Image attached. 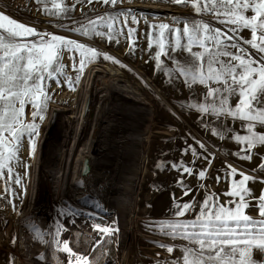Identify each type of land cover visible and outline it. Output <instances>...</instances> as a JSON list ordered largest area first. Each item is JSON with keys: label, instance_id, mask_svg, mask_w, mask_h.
<instances>
[{"label": "snow or ice", "instance_id": "1", "mask_svg": "<svg viewBox=\"0 0 264 264\" xmlns=\"http://www.w3.org/2000/svg\"><path fill=\"white\" fill-rule=\"evenodd\" d=\"M83 2L84 0H75L69 6L65 0H36L38 5H42L44 15L61 21L56 25L58 28L84 37L106 39L117 45L124 39L128 42L129 54L137 51L141 38L137 36L140 30L137 10L117 7L123 0H99L110 10L103 14L97 13L94 18H72L70 14L76 5ZM170 2L178 6L190 5L195 17L211 16L212 20L182 19L173 15L176 27L163 22L149 24L148 48L142 51L151 52L156 48L153 56L154 72L164 73L170 82L182 79L188 88L195 84L205 86L207 90L202 102L189 105L200 113L198 119L202 121V127L219 140L233 139L240 146L233 153L239 159L251 162L253 156L257 155L260 163L252 171L264 173V156L254 152L255 149L264 147V131L256 130L257 126L264 128V0ZM215 23L222 27L214 26ZM181 24L183 27L179 26ZM245 30L250 32V37L241 35ZM194 48L199 50L194 51ZM169 49L172 53L182 50L190 59L182 64L174 55L169 54ZM65 53H68L72 69L77 73L75 80L65 74ZM98 56L121 64L119 59L98 52L95 47L64 35L40 31L0 11V181L5 184L6 194L0 199L14 196L12 185H22L27 176L30 165L22 159L20 152L27 139L29 159L34 154L39 135L36 121L38 117L43 119L42 114L51 98L48 92L51 82L55 81L61 86L60 79L63 77L66 86L78 83L86 64ZM162 56L165 59H161ZM165 60H171L173 66L168 67ZM234 98L235 104L232 103ZM26 107L32 109L30 123L24 122ZM226 120L240 121V131L230 135L234 131V125L230 127ZM213 123L218 126L214 127ZM241 132L246 134H240ZM192 139L193 144L186 143L181 149V157L191 153L192 166H188L183 159L170 162L169 165H160L170 166L180 173L176 183L183 189V196L177 198L173 193L172 215L176 219L153 221L148 227L154 226L161 234L179 237L188 242L181 249L182 256L172 264H264V188L256 196L248 186L249 182L264 184V178L226 165L225 170L217 174L216 180L218 183L221 180L227 181L229 189L222 194L206 191L203 199L197 202L192 195L194 189L184 182L183 177L185 174H195L198 181L206 180L211 159L210 154H206L205 144L194 137ZM197 160L205 161L207 166L196 169L194 173ZM19 167L24 168V175L16 170ZM5 175L7 180L4 179ZM236 176L240 179L236 180ZM199 187L203 189L205 186L201 183ZM221 195L230 199L221 203ZM187 196H192V199L184 200ZM253 206L257 210V217L248 214ZM64 207L66 206H60L57 218L50 221L55 225L53 232L42 233L37 238L47 243L44 235H51L57 245H62L61 250L68 255L69 264H89L86 256L73 253L68 242L59 239L61 233L67 230L60 220L65 216L84 214L75 209L65 212ZM193 212L196 213L195 216L179 219ZM88 216L90 219L97 218L92 212ZM113 225L114 222H103V226L98 223L94 228L104 236H111L118 231ZM161 247H166L169 253L175 250L174 246ZM254 251L260 254L261 260L254 259ZM39 259L44 260L43 254Z\"/></svg>", "mask_w": 264, "mask_h": 264}, {"label": "rangeland", "instance_id": "2", "mask_svg": "<svg viewBox=\"0 0 264 264\" xmlns=\"http://www.w3.org/2000/svg\"><path fill=\"white\" fill-rule=\"evenodd\" d=\"M66 4L71 6L75 0H65ZM48 7H51L48 4ZM117 7L135 9L136 16L139 21V29L137 36H140V40L143 39L144 35L148 32V24H154L158 21L163 23H168L170 26L176 27L173 24V15L179 16L182 19H205L212 20L211 16H201L195 17L194 10L190 5L188 6H178L170 2V0H123L121 5ZM42 5H38L36 0H0V11L9 15L11 18L16 19L18 22H23L26 25L36 27L40 31H48L54 34L64 35L66 37L76 39L79 42H84L91 47H95L98 52H102L106 55H112L113 57L119 59L121 64L116 65L112 61H108L103 58V56H98L97 58L88 62L83 70V73L80 74V79L85 76V79L88 77V82L85 83L83 89V100L77 99L76 95L78 93V88L76 87H65V81L63 77L60 79V85L58 86L55 81L51 82L48 92L50 93V99L46 104V111L42 114L43 119L37 118L36 123L39 125V135L36 138L35 150L31 159H29V144L28 140L25 139L23 143V148L21 149L20 155L24 161H26L30 167L28 168L27 176L24 178L22 185H12L15 195L0 199V248L3 246V242H11L14 240L11 248L13 250L15 258L4 259L1 264H64V261L59 262L58 259L61 254L62 245H57L53 241L51 235H44L47 243L41 242L37 237L42 233H52L54 227L47 231L44 225L46 224L45 217L53 216L57 218V210L60 206H66L63 210L69 209V197L73 195V189L78 187L85 188L84 186H79V180L84 176L97 177L94 175V167L99 163L98 160L103 159V157H109L116 162L117 156H114L110 151L106 150V146L112 147L114 150L122 152V148H118L116 144H113V140L109 134L110 126L113 125H126L128 121L118 120L115 116V113H122V110H126L128 116H130V109L132 108L131 104L128 102L120 103L122 109L115 111V109L104 111V118L100 120V111L94 110L89 113L86 104L88 103L89 98L93 99L98 93L101 92V95L97 97L98 107L103 104L106 92L104 90L105 86H111L118 91L121 89L125 99L131 100L132 102L139 101V104L135 105L143 116L147 119L144 122V126L140 131L141 136L138 137L140 142L135 151L134 155L137 157V165L126 167L124 170L116 172L117 166H110V164H101V167H107L101 169L104 172L105 180L101 181L97 187L92 192H86L81 197V202L85 203V206H95L100 204L99 195L106 192L104 186H115L119 188L120 193L112 200L115 205H108L110 207L109 219H113L118 223L120 222L119 235L123 233V228L128 224L127 218L124 217L122 212H117L118 208H127L135 207V209H150V205L143 206V204L138 205L137 203L143 199L142 195H138L140 192V185L143 181L144 175L151 173L153 174V169L158 171L159 164H150L157 162L159 158V149L158 142L159 138H155L157 143H154L153 146L149 143L150 136L153 134L150 130L153 127V118L155 106L152 104L151 99L148 100L142 93L141 89L151 91L154 96L161 95V89L158 87L156 82L151 80V77L156 76L160 77L159 72H154V70L148 69L145 76L140 78L139 72L142 71V67H139L138 64L142 62V57L138 53V49L134 54L128 53V42L124 39H121L119 45L115 42L109 43L106 39H101L99 37L88 36L84 37L78 33H70L62 28H58L56 25L61 21L52 16L44 15L42 12ZM107 5H102L99 0H84L83 3L77 4L75 10L70 14L72 18L77 20H83L85 17L94 18L97 13L103 14L109 11ZM251 15V12L248 13ZM65 23L69 21H64ZM161 23V22H159ZM183 27V24L179 25ZM214 26L222 27L218 23H215ZM143 33V35H141ZM241 35L246 38L250 37V32L245 30ZM139 40V42H140ZM194 51L199 50L194 48ZM251 51V49H250ZM148 53L145 54L147 56ZM65 74L70 76L75 80L77 73L72 69V60L69 58L68 53H65ZM190 59L188 54L185 52V62ZM93 63L94 66H93ZM154 60H151V64L147 67H153ZM126 65V67H125ZM118 67L121 68L122 72H125L126 78L125 82L118 83L117 80L107 81V79H102V77H97L98 85L92 90L91 81L93 76L98 70L104 71L109 67ZM93 72L90 70L93 69ZM135 68V69H134ZM134 70V71H133ZM143 70L142 72H144ZM74 72V74H72ZM89 76L91 80H89ZM79 79V80H80ZM105 81V83H104ZM147 82V83H145ZM108 84V85H107ZM111 84V85H110ZM200 86L202 89H206L205 86L195 84ZM193 85L191 89H195L196 86ZM140 94H139V93ZM205 93V92H204ZM203 93V94H204ZM202 96L191 95L187 100H185V146L187 144H193V137L196 140L205 144L207 149L206 154H210L211 167L208 169L207 179L203 181H198L196 175L191 176L185 174V183L194 189L193 194L196 197L197 202L203 199L205 192H219L218 188L222 187L229 189V183L225 180H221L219 183L216 180V176L222 170H225L226 165H232L237 168L238 171L245 172L249 175H254L257 177L264 178V173L253 172L252 169L255 168L259 163V157L257 155L253 156L251 162L246 160H241L235 155L234 152L238 151L240 146L235 143L231 138H226L225 140H219L217 137L210 135L203 127L202 121L198 119L199 115L192 113L197 112L195 109L191 108L189 105L195 102H202ZM82 112H78L80 105H83ZM163 101V100H162ZM235 104V98L232 101ZM163 104H167L163 101ZM125 107V109H123ZM31 111L30 107L25 108L24 112V122H31ZM103 111V110H102ZM101 111V112H102ZM176 114V109L172 110ZM192 112V113H191ZM103 114V112H102ZM211 119V118H209ZM182 125V119L180 121ZM226 123L231 127L234 125V131L230 135H235L236 132H239L240 121L232 122L226 120ZM213 126H218L217 123H213ZM161 129H155V132H165L170 133L168 127L161 126ZM175 132V128L172 129ZM257 131H264V128L257 126ZM172 132V133H173ZM61 133V137H58V134ZM240 134H246L241 132ZM7 136L8 134L5 133ZM122 135V134H121ZM120 140V134L117 135ZM121 146V145H120ZM199 152L200 149H197ZM66 152L64 156L62 153ZM254 152L259 153V155L264 156V147H259L254 150ZM103 153V155L101 154ZM86 157H90V167L84 171L83 165L86 163ZM147 157V160H146ZM83 158V159H81ZM101 159V160H102ZM193 157L191 153L185 155V163L188 166H192L191 161ZM94 163V164H93ZM95 165V166H94ZM116 165V164H115ZM139 166V167H138ZM141 166V167H140ZM206 162L203 160H197L194 166V173L196 169L201 167H206ZM92 167V169H91ZM139 169V170H138ZM21 175H24V168L19 167L16 169ZM88 170V171H87ZM87 171V173H86ZM174 174L178 172L171 169L169 171ZM119 172V175L117 174ZM54 174L55 179L51 178V184L49 183L48 176ZM88 174V175H87ZM180 173L177 174L179 177ZM119 177V179H117ZM5 180H7V175H5ZM236 180H239L240 177L236 176ZM43 182L44 188L42 189L41 183ZM203 183L204 188L201 189L199 185ZM61 184L64 185L66 191L60 192ZM258 185L260 190L264 188V184L261 183H251L249 182L248 186ZM5 184L3 181H0V197H5L4 192ZM254 191V195L258 196L260 192ZM149 193V189L145 190V195ZM162 192H159L161 194ZM222 194V193H221ZM192 196L185 197V200H191ZM226 199H230L226 197ZM173 200V199H172ZM80 200L76 201L74 205L77 209H80L79 206ZM174 204V202H172ZM101 205V204H100ZM174 207V206H173ZM72 209V207H71ZM198 211V209H197ZM106 215V213H104ZM195 212L191 213L185 219H189L195 216ZM248 214L253 217H257L258 213L255 207L253 206L248 210ZM56 215V216H55ZM99 216L98 214H95ZM112 215V216H111ZM142 218H153L154 216H144ZM118 217V218H116ZM72 220V223L68 221ZM155 222H163L160 220H154ZM104 222L102 219H90L89 216H81L80 219L76 217L69 218L65 216L60 223L64 228L70 230V228H76L79 226L83 227L87 231L84 233L89 237L88 245H84L86 249H83L84 252L76 251L78 246L74 249L75 252L86 256L87 258L94 259V252L96 251L97 242L98 245L101 243L99 239L102 237V234L98 233L95 229H90L89 223L94 225ZM153 222V221H152ZM146 224L150 222H145L141 227L140 244L138 246L139 250L135 253V247L132 248L130 255L129 264H156L157 262L166 261L167 264H172V262L179 258L178 252L173 251L169 253L166 247H161V245H168V243L173 244L174 246H179V240H182L179 237H171L164 234H161L160 231L156 230L153 226L152 228L148 227ZM30 225L31 227H27ZM103 226V223H102ZM127 230V229H124ZM24 233H23V232ZM75 235L78 232H74ZM83 234V233H79ZM78 234V235H79ZM99 234V235H98ZM35 239L38 240L39 244L35 243ZM61 241L73 242L74 239L70 238H59ZM51 240V250L45 252V247L49 244ZM102 240V239H100ZM158 242V243H156ZM33 243V244H31ZM102 243H105L104 246L99 250V253L103 257L112 256L115 258L118 254L120 258H123L125 252L127 251V243H124V240L121 239V245L118 251L117 248V234L114 233L111 236H105V239ZM188 242L185 241L184 247L187 246ZM93 246V247H92ZM24 248H26L24 250ZM137 248V249H138ZM183 248V247H182ZM98 250V249H97ZM89 251L90 256H87ZM93 251V252H91ZM43 254L44 260L42 261L39 257ZM55 259L58 261L55 263ZM254 259L261 260L259 253L254 251ZM89 264H104L102 260H92ZM112 264V263H111Z\"/></svg>", "mask_w": 264, "mask_h": 264}, {"label": "bare ground", "instance_id": "3", "mask_svg": "<svg viewBox=\"0 0 264 264\" xmlns=\"http://www.w3.org/2000/svg\"><path fill=\"white\" fill-rule=\"evenodd\" d=\"M159 22H162V21H158L157 23ZM147 48H148V40H147V33H146L143 39H141L140 42L138 43V53L142 57V62H140L138 66L142 67V71L145 70L144 72L142 71L139 72L140 78L145 76L148 69L154 70V66H155V63H154V65H152L153 67L147 68L151 64V60H154L153 56L156 51V48L154 47L151 52L142 51V49H147ZM168 51L170 55H174L175 58L179 60L182 64L185 63V52L184 51L178 50L176 53H172L171 49H169ZM146 53H148L147 56H145ZM65 59L66 57L64 56V59H63L64 64H65V61H64ZM161 59H165V58L162 56ZM165 63L168 67L173 66L171 60H165ZM94 64L95 63H93V66ZM116 65H119V64L116 63ZM94 69L95 67H93V69L91 68L90 70L93 72ZM159 73H160V77L153 76L151 77V80L153 82H156L158 87L161 89L162 93L160 96L159 95L154 96L151 91H147L145 89L140 90L142 95H144L148 100L151 99L152 104L155 106L154 118H153L154 128L150 130V132L153 134L150 136L149 143L151 144V146H153L154 143H157L155 138H159V142H158L159 158L157 162H153L150 164H159L158 165L159 169L158 171L153 169V172H154L153 174L148 173L144 175L143 181L140 185V192L138 194V195H142L143 199L137 203V206L138 205L141 206V204H143L145 208L148 205H150L152 208L141 209V207H139V210H138V209H135V207L133 208L130 207V205L128 206V209L125 207L118 208L117 212H122L124 214V217L127 218V222H128L126 227L123 228V233H121V235H119V229L121 227L120 222L118 221L117 223L113 219H109L110 213L112 211L109 210L110 207L108 206L111 203L112 205H115L114 201L112 200L120 193L121 190L119 188L115 186H104V188L106 189V192L102 193L101 191V196L99 195L98 197L100 199H104V200H100V204H101L100 207H96V205L95 206H90V205L85 206L84 205L85 203L81 202V197H84L85 195L83 194L86 192H92L95 189V187L99 185L101 181H104L106 179L104 176V172H102L101 169L107 168V167H101V164H110V166H117L118 168L116 169V172L117 170L122 172L124 168L126 167L128 168V167L137 165L138 160L133 152L135 151L136 146L140 143L138 142L139 141L138 137L141 136L140 131L142 130L144 126V122L147 119L143 116L140 110L137 107H135V105L139 104V101L132 102L131 100L125 99L126 97L123 95L121 89H118L117 91L115 90V88L109 86L108 84H107L108 86L104 87V90L106 92V97H105L103 104L100 106V108L98 107V103H97V97L101 95L100 91L96 92L98 94L93 99L89 98L88 103L86 104L87 106L86 110H89V113L93 112L96 109L103 110V111L101 110L103 114L100 111L101 113L100 118H99L100 120H102L105 116L104 111H106L107 113L108 110L112 108V110L115 109L114 111L115 113L119 109H122L120 106V103L128 102L132 106V108L129 111L130 116H128L126 110H122L123 111L122 113H115V116L118 120L128 121L126 125L122 126V125L117 124V125L110 126L111 128H108L109 134L113 140V144H116L118 148L120 147L123 150L122 152H119L117 150H114L112 147L110 148L109 146L104 147L106 148V150L110 151L111 154H113L114 156H117L116 162H113V160L109 157H103V159L101 157L102 160L101 159L98 160L99 161V163H97L98 165L97 166L94 165L95 167H94L93 173L97 177L95 176L89 177L88 174H87L88 176L86 177L83 176L81 180H79V186L85 185V188L76 186V188L72 190L73 191L72 200H71V197H69V200L67 201L69 202L70 208L64 210L65 212H72L75 209V210H78L84 213L83 215L68 216L69 218L76 217L80 219L81 216L87 217L88 213L92 212L93 214L95 213L99 215L95 219L101 220L102 218L104 222H107V223L114 222L113 226L118 228V231L115 232L117 234L118 251L121 245V239L124 240V243H127V251L125 252V255L123 258H120L119 254L115 258H112L111 255L107 257H103L99 253V250L105 244V243H102L103 240L105 239V236L102 235V237L100 238L102 240L99 239V242L100 241L102 242L99 245L97 242L96 251L92 255L94 256V259L87 258L89 263H96L94 261L92 262V260H96V261L102 260L104 264H111V263L112 264H129L131 260L130 255L132 252V248L135 247V253L137 250H139L138 248L140 244L139 234L141 232V227L143 226L145 222H152L154 220L171 221V220L176 219V217L172 215L174 211V207H173L174 204L172 203L173 202L172 199H173V193H175V196L177 198L183 196V189L180 187V185L176 183V181L180 178V175L179 177L177 176L179 172L177 174H174L173 171L169 173V171L171 170L170 166L160 167V165L162 164L169 165L170 162L180 161L181 159H183V161L185 162V156L181 157V149L185 147V128L183 127V125H185V100H187L192 94L198 95L201 97L202 94L206 92L207 89H202L200 86L198 87L196 85H195L196 86L195 89H191L185 85L182 79H175L170 82L169 79L165 78L164 73L162 72H159ZM72 74H74V72ZM98 76L102 77L103 80L107 79V81L109 82H111V80H114V81L117 80L118 83L125 82L124 80L126 78L125 72H122L121 68H118L115 66L109 67L108 69L104 71L98 70L96 74L93 76L92 81H91L92 90L99 84L97 80ZM91 77L92 76H89V80H91ZM86 82H88V77L85 79V76L82 77L78 81V84H77L78 93L76 95V98L78 100L79 99L83 100L82 91L84 89V85ZM65 87H69V88L76 87V83L73 84L72 86L65 85ZM162 100L167 104V106L163 104ZM84 104H85V101L83 102V105L79 106L78 112L79 111L82 112ZM123 109H125V107H123ZM173 109L174 110L176 109V114L173 113L172 111ZM192 114L200 115V113L198 112H195ZM181 119H182V125L180 123ZM161 126L168 127V130L170 131V133L155 132V129H161L160 128ZM173 128H175V132H173L172 130ZM118 134H120V137H121L120 140L117 136ZM58 137H61V133L58 134ZM65 154L66 152L62 153V156H64ZM101 154L103 155V153ZM86 158L88 159H86L85 165L81 162V164L83 165L82 168H84V171L87 169V167L89 169L90 164H91L89 161L91 160L90 157H86ZM146 160H147V157H146ZM117 174L119 175V172ZM50 176L51 177L48 176L47 178L49 179V183L51 184L50 179L51 178L55 179V175L52 174ZM117 179H119V177H117ZM183 179L185 182V175ZM40 186H42V189L44 188L43 182L41 183ZM249 187H251L255 191L260 192L261 187L258 185H255V186L249 185ZM59 188H60V192H63V190L66 191L63 184H61ZM147 189H149V193L145 195V190ZM218 190L219 192L224 193L228 189L219 187ZM159 192H162V193L159 194ZM77 200H80V203L78 206L80 209H77V207L74 206ZM184 200H185V197H184ZM225 200H227L226 196L221 195L220 202L224 203ZM104 213H106V215ZM141 215L154 216V217L146 219V218H142ZM53 219H54L53 216L47 215L45 217L47 225H44L45 226L44 229L46 230L48 229L47 231H49L53 228V226H55L50 223V221H52ZM179 219H185V217H180ZM100 223L102 224L103 222H100ZM88 225L90 226V229H95L92 226V224L89 223ZM146 225L148 226V224ZM27 227H31V226L27 225ZM124 229H127V230H124ZM73 231L78 232V234L79 233H83V234H79V235L77 234L74 237ZM86 231L87 230L84 229L83 227L80 228L79 226H77L76 228H70V230L68 231H63L59 238H65V237L70 238L71 237L72 239H74L73 242H69L68 244L72 252L78 255L80 253L74 251L76 244L78 246V249L76 251H80L84 253L86 252L83 250V249H86L84 245H88L89 243V238H88L89 236L84 234ZM45 239L46 238H44V240ZM13 243H14L13 239L11 242H5V241L3 242V246L0 248V264L7 257L10 259L15 258L13 250L11 248V245H13ZM35 243L39 244L37 239H35ZM184 243H185V240L183 239L179 240V246L176 247L173 244L167 242L168 246H174V249H175L174 251L179 253L178 254L179 257L182 256L181 249L182 247H184ZM50 244H51V240L49 241V244L45 247L44 249L45 252H49L51 250ZM25 249L26 248H24V250ZM87 256H90L89 251L87 252ZM59 258H60L58 259L59 262L64 261L65 262L64 264H69L68 255L64 253L62 250H61V254ZM58 261L55 259V263H57ZM159 264H165V262L162 261V262H159Z\"/></svg>", "mask_w": 264, "mask_h": 264}]
</instances>
